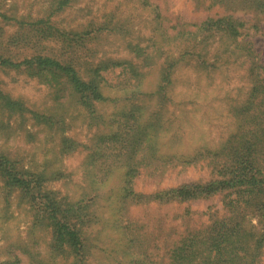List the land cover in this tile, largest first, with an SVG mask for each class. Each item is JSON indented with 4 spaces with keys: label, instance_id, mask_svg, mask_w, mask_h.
Listing matches in <instances>:
<instances>
[{
    "label": "rangeland",
    "instance_id": "obj_1",
    "mask_svg": "<svg viewBox=\"0 0 264 264\" xmlns=\"http://www.w3.org/2000/svg\"><path fill=\"white\" fill-rule=\"evenodd\" d=\"M216 2L0 0V264H172L216 221L264 264V191L221 185L264 179V12Z\"/></svg>",
    "mask_w": 264,
    "mask_h": 264
},
{
    "label": "trees",
    "instance_id": "obj_2",
    "mask_svg": "<svg viewBox=\"0 0 264 264\" xmlns=\"http://www.w3.org/2000/svg\"><path fill=\"white\" fill-rule=\"evenodd\" d=\"M228 0H217L214 5L218 4H226ZM258 8L264 12V0H259L257 4ZM232 13L226 16H222L215 20H207L205 24L210 22H214L215 25L223 24L229 27V32L231 34H240L239 28L243 26L242 22L239 20L240 18L234 16V12L236 9H232ZM77 87L82 88V84L77 78L73 80ZM249 171H243V168L240 166L236 167L230 178L225 182L221 183L222 187H236V186H245V191L249 192H262L264 191V179L257 180L255 178V174L251 175ZM211 187L200 188L201 194H211L218 190V188L214 189ZM199 189V188H198ZM197 191V192H195ZM179 196H187L191 197L197 195L198 190L189 191L188 188L180 189L177 191ZM222 222L218 223V221L213 222L211 228L209 229V233L207 237L197 240L198 234L196 233L191 238L186 239L183 243V246H179V244L171 251L172 252V264H179L178 262L184 258H191L195 253L201 252L205 255L203 260V264H233L238 258H235L237 254L231 253L237 245L240 244V241L237 239L238 236V224H235L230 229L226 228ZM225 227V229H224ZM236 228V229H235ZM264 243V234L260 237L259 242H257V246H261ZM233 244L234 246H231ZM243 248V249H242ZM249 248V247H248ZM242 251H247L246 246L241 244L239 247ZM237 251V250H236ZM240 251L238 250L237 253ZM162 264L161 262H154V264ZM252 263V262H251Z\"/></svg>",
    "mask_w": 264,
    "mask_h": 264
}]
</instances>
